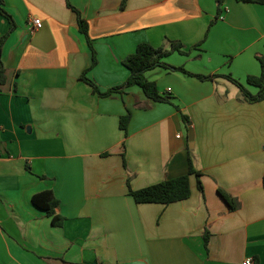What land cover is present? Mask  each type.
Listing matches in <instances>:
<instances>
[{
    "label": "crops",
    "instance_id": "1",
    "mask_svg": "<svg viewBox=\"0 0 264 264\" xmlns=\"http://www.w3.org/2000/svg\"><path fill=\"white\" fill-rule=\"evenodd\" d=\"M68 1L89 24L95 66ZM68 1L3 0L16 27L2 50L0 264H264V102L247 103L223 77L164 68L146 74L162 101L137 86L101 97L81 79L102 92L120 87L140 44L179 41L188 54L173 52L169 65L232 76L256 94L247 79L262 73L264 5L223 0L217 20V0ZM10 27L0 15V40ZM190 157L204 192L191 175L181 202L137 204L129 194V176L140 190L187 175ZM49 190L61 227L32 202Z\"/></svg>",
    "mask_w": 264,
    "mask_h": 264
},
{
    "label": "trees",
    "instance_id": "2",
    "mask_svg": "<svg viewBox=\"0 0 264 264\" xmlns=\"http://www.w3.org/2000/svg\"><path fill=\"white\" fill-rule=\"evenodd\" d=\"M68 1V0H67ZM126 0H124L125 2ZM238 2L242 3H253V4H259L264 5V0H236ZM218 3V15L217 20L220 19L222 15V5L224 3L223 0H217ZM3 0H0V15L6 17L9 19L11 23V27L9 32L0 40V83L5 82V67L4 63L2 61V50L3 45L9 35L14 31L16 25L13 20V18L9 15V13L6 12L2 8ZM68 6L73 10V12L77 16V22L79 31L81 34H83L87 40V43L89 44V47L92 50L93 54V66L97 64V55L94 49L93 41L91 40L89 36V24L88 22L82 17L80 11L73 7L70 2L68 1ZM215 22L212 23V25ZM171 49L166 50L165 48H155L152 45L148 43H142L140 44L135 53L129 55L124 61L123 64L125 67L130 71V75L128 77V80L126 83L120 87H116L113 89H110L107 92H102L99 87L90 79L87 78L86 73L82 75L81 79L85 81L87 84H89L94 92L101 97H109L113 95L114 93H124L126 89L132 86H137L143 90V92L146 94V96L153 100V101H162L163 99L160 96L158 87L155 82L150 81L147 78V73L149 71H152L157 68H164L172 71H181L189 76L196 77L203 81H212L219 77H223L233 84H235L241 91L244 100L247 103L255 104L259 102H264V56H257V60L261 64L262 73L260 76H250L247 79V85L253 86L259 89L258 93L253 94L248 90V88L242 84L240 81L234 79L232 76H220V75H210V76H204V75H197L192 74L188 71H186L184 68H177L169 65L165 59L169 57L173 52L178 51L181 54H188L184 50L185 46L179 42V41H170ZM197 46L193 47L196 48ZM132 118V113L130 111L127 112L126 115L121 117L120 120V128L124 131L125 137L127 139L128 137V128L129 123ZM184 121L186 123L189 122V118L184 116ZM123 148H126V142L123 143ZM108 155V154H105ZM123 157L125 158V154L123 153ZM127 167V166H126ZM195 175L197 177L198 181V188L201 192H204V187L202 184V172L197 171L195 167L193 166L192 157L189 159V173L184 176H180L174 179H167L163 182L152 185L140 190H133L131 188V180L132 176H129L127 180V185L129 188V194L133 197L135 202L137 204H162V205H171L173 203L181 202L184 200H187L191 198V187H190V176ZM263 187H264V176H263ZM220 194L222 198L227 202V204L230 206L232 211H235L239 209L240 204L239 202L228 195L227 193L220 191ZM33 204L39 208L40 210L44 211L48 217L52 218V223L55 227H61L63 226L65 222V218L57 214V209L59 208V200L55 196L54 192L44 191L41 193H38L34 195L32 199ZM210 241V233L208 230L205 231L204 234V243L205 247L208 248Z\"/></svg>",
    "mask_w": 264,
    "mask_h": 264
},
{
    "label": "built area",
    "instance_id": "3",
    "mask_svg": "<svg viewBox=\"0 0 264 264\" xmlns=\"http://www.w3.org/2000/svg\"><path fill=\"white\" fill-rule=\"evenodd\" d=\"M220 19H223V15L220 17ZM33 25H34L36 30H39L42 28V22L40 20H34ZM178 138H181V137L178 136ZM244 264H253V261H252V259H247Z\"/></svg>",
    "mask_w": 264,
    "mask_h": 264
},
{
    "label": "water",
    "instance_id": "4",
    "mask_svg": "<svg viewBox=\"0 0 264 264\" xmlns=\"http://www.w3.org/2000/svg\"><path fill=\"white\" fill-rule=\"evenodd\" d=\"M194 138H195V136H194V131H193V129L191 128V124H190V125H189V135H188V139H189V147H190L191 149H194V147H195Z\"/></svg>",
    "mask_w": 264,
    "mask_h": 264
}]
</instances>
